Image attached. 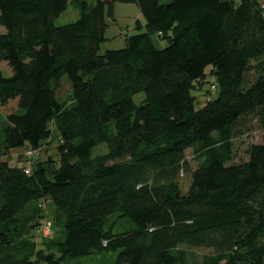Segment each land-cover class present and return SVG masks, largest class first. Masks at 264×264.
Listing matches in <instances>:
<instances>
[{
    "label": "trees",
    "instance_id": "16d2710c",
    "mask_svg": "<svg viewBox=\"0 0 264 264\" xmlns=\"http://www.w3.org/2000/svg\"><path fill=\"white\" fill-rule=\"evenodd\" d=\"M116 2L135 3L144 23L100 54ZM68 4L77 18L57 25ZM261 4L0 0V64L11 70L0 68V106L17 103L0 119V264L93 254L104 256L94 264H264ZM206 82L203 95L216 96L196 108L191 91ZM254 119L261 140L240 155L234 141ZM51 125L56 156L23 166L4 158L41 150ZM44 199L60 227L47 240L37 234Z\"/></svg>",
    "mask_w": 264,
    "mask_h": 264
},
{
    "label": "rangeland",
    "instance_id": "374dc122",
    "mask_svg": "<svg viewBox=\"0 0 264 264\" xmlns=\"http://www.w3.org/2000/svg\"><path fill=\"white\" fill-rule=\"evenodd\" d=\"M88 3H93L94 0H86ZM168 1V0H162ZM79 12L77 8L72 7L71 4H68L66 9L60 14V16L56 19L55 23L57 25L68 23L74 21ZM138 20L140 23H144V19L139 12V9L135 3H120L116 2L113 8V18L106 16V22L108 23L107 29L105 31L106 40L100 45L99 53H103L106 49H117L121 48L124 45V36L126 34L135 33L137 30L134 28V24ZM3 28L0 27V30ZM156 44L158 47H164L166 45V41L163 39H157ZM0 68L4 76H9L11 74V70L8 68L7 63L2 61L0 64ZM210 79L207 78V82ZM207 82L199 89H193L191 94L195 96V106L196 108L201 107L206 99H211L216 96L215 92H211L208 96H204L206 89L209 87ZM70 94L69 84L66 81H63L62 86L59 91V98L63 100H67ZM144 98L143 93H138L134 96L135 103H140V101ZM17 108L16 100L9 101L6 105L0 106V119L6 115L7 113L15 110ZM251 129L244 127L243 134L241 137L235 139V146L239 149V154L244 155V150L246 146L251 142H258L261 140V129L258 127L256 120L254 119L251 123ZM51 139L47 142L43 148L37 152L30 150L27 147H20L13 149L8 152V156L4 158L9 160L10 165H18L23 166L26 165L27 162H36L41 159L44 160L46 156L52 155L56 156L55 147L57 145V138H55L56 131L51 125ZM105 150V145H100L96 147L93 151V154L103 152ZM193 152L191 149H188L186 152V157L192 167L195 166V161L193 160ZM189 181L187 176L181 177V185L184 189L188 186ZM42 207L39 206L42 217L40 218V224L38 225V236L39 238L50 239L52 237L60 235V227L54 223L51 219V213L53 211V206L49 200H42L39 202ZM115 230H120L119 227H115ZM192 251L196 254L197 258H199L202 254L209 252L208 249L203 248H192ZM112 257L114 253L111 254ZM104 256L100 254H93L83 258H80V263L78 264H94L100 260H103ZM44 264V263H42Z\"/></svg>",
    "mask_w": 264,
    "mask_h": 264
},
{
    "label": "built area",
    "instance_id": "2783aa9c",
    "mask_svg": "<svg viewBox=\"0 0 264 264\" xmlns=\"http://www.w3.org/2000/svg\"><path fill=\"white\" fill-rule=\"evenodd\" d=\"M261 8H264V2H262V4H261ZM263 16H264V14H263ZM211 88L213 89L214 86L212 85Z\"/></svg>",
    "mask_w": 264,
    "mask_h": 264
},
{
    "label": "crops",
    "instance_id": "0c3cea01",
    "mask_svg": "<svg viewBox=\"0 0 264 264\" xmlns=\"http://www.w3.org/2000/svg\"><path fill=\"white\" fill-rule=\"evenodd\" d=\"M258 1H260V2H264V0H258Z\"/></svg>",
    "mask_w": 264,
    "mask_h": 264
}]
</instances>
